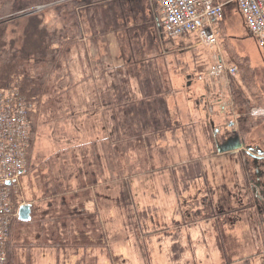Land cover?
<instances>
[{
    "label": "rangeland",
    "instance_id": "374dc122",
    "mask_svg": "<svg viewBox=\"0 0 264 264\" xmlns=\"http://www.w3.org/2000/svg\"><path fill=\"white\" fill-rule=\"evenodd\" d=\"M37 1L40 4L38 7H43L42 14H45V18L52 19L54 15L51 9L56 3L49 2L55 0ZM131 2L134 6L138 5V10L141 12L145 9L150 11L151 7L152 11L155 9L154 15L157 17V22H160L153 0ZM227 5L225 16L218 29L217 48L202 46L195 39L188 41L168 39L160 32L154 35L156 40L153 41L154 47L150 55H142L141 61L137 63L151 64L153 72L150 73L159 76L167 93H171L166 100L173 122L171 121L172 128L168 134L153 139V146L145 147L143 151L146 153L137 150L127 151L118 160H110V158L107 160L111 169L105 170L101 180L106 179L107 184L102 187L114 188L115 180H123L130 186L131 192L128 196L122 195L116 209L113 208L115 204L111 206L106 204V209L100 204L102 208L99 209V213L89 211L98 215L97 220L101 226L104 222L106 238L112 241L117 231V233L121 232L117 234L118 237L126 239L122 250H119V247L115 250L113 246L111 247L116 257L112 262L106 258V264H145L142 248L146 246L147 226L151 223L167 224L173 229L177 225L196 224L201 226L203 235H208L209 230H212L211 239L203 236L198 245L193 243L190 245L191 252L196 256L200 253L199 248L203 253L201 261L191 256L189 259L191 264H224L222 257L224 248H229L227 252L231 255L226 260H230V264H264V205L254 204L250 198L251 192L264 197V157L259 156L257 151L262 150L264 155V103L258 106L260 108L250 109V117L259 121V124L251 127L249 133L242 137L238 133L239 117L242 112L237 110L233 95V85L239 81V69L237 68L238 73L235 77L210 76L218 51L222 52L223 59L231 64L227 49L230 47L238 57L245 55L250 57L252 65L258 71L257 80L262 79V82L264 55L254 38L247 32L244 19L234 3ZM78 9L79 15L83 11L82 36L77 41L70 60L65 64L69 63L71 68L72 62L75 61L72 66L75 68H71V71L65 68L66 70L54 77L60 103L63 102L61 109H58L60 105L58 103L54 117L44 111L39 113L38 129L30 159L13 196L21 205L32 204L44 209L47 206L46 202L51 200L45 190L50 193L53 189L60 168L59 163L72 164L70 163L72 159L83 160L84 153L92 146L94 140H102L101 144L106 149L111 147L108 133L115 124L111 115L112 111L118 109L108 104L111 97L106 100V113L101 120L87 119L84 116L85 111L76 113L65 108L67 104L69 105L66 89L72 87V79L75 80L80 72L82 74L83 71H80L79 67L89 58L83 52H88L92 47L97 46L99 39L104 40L106 46L108 32L114 30L111 22L107 26L92 23L91 20L95 17L92 9ZM127 9L129 10L130 6H127ZM143 23L142 20L135 22L134 27L138 29L127 31L126 35L137 34L139 26ZM82 55L86 57L85 60ZM107 55L108 57L102 58L103 70L100 71L104 74L107 83L112 82L110 80L112 78H120L119 72L124 66L133 70L139 58L137 57V60L130 58L131 62L122 63L111 60L109 54ZM95 56L91 54L90 59L95 61ZM77 58L81 63H78ZM155 69L160 72H156ZM150 73L147 76H150ZM80 90L78 88L79 92ZM105 91L114 97L124 95L122 85L114 88L106 85ZM139 98L140 95H134V99ZM72 102L78 107L77 100ZM255 111L257 114L253 115L252 112ZM90 126L94 128L93 134L89 131ZM103 129L105 132H102ZM235 132L244 143L243 149L218 154L216 144H220V141L228 135L234 136ZM68 158L71 161L66 162ZM245 160L250 169L248 173L245 171ZM73 165L74 163L72 168ZM172 175H175L174 178ZM199 175L201 179L194 181L193 179L199 178ZM184 177L186 181L190 179L187 184L181 181ZM65 185L67 184H62L63 187ZM163 186L167 190L165 193ZM105 190L108 196L110 192L108 189ZM117 190L115 188L114 191L118 199ZM112 199L116 200V198ZM66 201L68 200L65 199ZM215 206L218 208L214 210ZM256 206H260L259 210H256ZM242 207L246 209H240ZM24 228H26L22 230L26 235L24 237L34 241L36 234H32V225ZM173 231L176 232L175 229ZM218 233L224 240L218 237ZM103 247L85 249L88 264H97L96 254H103ZM172 249L174 252L178 250L177 246ZM70 253L72 252L62 250L57 253L54 248L31 246L28 242L24 244L22 242L17 251L15 264H27L28 258L31 264H58L57 257L63 259L69 257ZM159 254H162V248L159 249Z\"/></svg>",
    "mask_w": 264,
    "mask_h": 264
},
{
    "label": "trees",
    "instance_id": "16d2710c",
    "mask_svg": "<svg viewBox=\"0 0 264 264\" xmlns=\"http://www.w3.org/2000/svg\"><path fill=\"white\" fill-rule=\"evenodd\" d=\"M53 2L56 3L51 9L54 17L47 20L45 14H42V9L36 11L40 6L37 0H0V88L18 90L30 105L31 130L27 163L35 143L39 113L44 111L54 117V112L60 103L58 87L53 80L59 72L66 70L65 68L71 69L69 63L65 64L73 55L72 52L82 36L83 29L81 24L83 11L79 15L78 8L92 9L95 15L91 20L92 23H101V26H105L108 24L106 22L108 17L106 18L105 15L112 14L114 5L113 0H55L49 3ZM216 2L227 4L233 2L238 11L234 0H216ZM227 7L228 5L224 7V14ZM238 13L240 12L238 11ZM158 23L161 32V23ZM227 49L230 54V62L237 66L240 73L239 81L233 85V95L237 110L242 112L239 117L238 133L245 137L251 127L259 124V121L250 117L249 111L251 108H260L258 106L264 103V80L262 82V79L257 80L258 71L252 65L249 56L238 57L230 47ZM137 57H139L138 60ZM141 57V54H109L111 60L122 61V63L131 62L130 58L137 60L133 70L124 66L121 71V83L123 84L122 89H124L122 94L124 95H120L119 101L115 105L122 112L123 122L120 123V117L117 114H113V118L111 116V119L116 122V126L113 125L108 133L111 140L109 151L116 155V160L127 151L137 150L146 153L143 150L145 147L153 146V139L161 138L172 128L171 121L173 122V120L165 98L167 91L163 88L159 76L151 74L150 69L146 71V68L140 66L141 63L137 64L138 61H141ZM149 73L151 75L147 76ZM130 78L144 79L139 86L141 95L139 99H134L131 96L133 94L130 95L128 87H126V80ZM74 89V86L66 89L69 95L67 97L69 105L67 104L65 108L77 113L80 110V96L78 99L71 97ZM76 91H78V87L75 89ZM73 100L78 101V107L74 106ZM62 103L58 106L59 110ZM109 103L113 104L110 99ZM136 126L139 128L137 131L134 129ZM89 131L93 134L94 128L90 126ZM233 135L241 138L237 132ZM229 137L231 135L223 138L220 142H224ZM96 142L94 140L92 144L95 145ZM216 143L219 142L216 141ZM85 159L89 169L87 174L89 181L86 184L96 185L97 179L103 177L107 167V171L111 167L107 160L105 167L96 149L92 150ZM246 164L245 160V171L248 173L250 169ZM99 181L101 180L99 179ZM15 191H12L11 199L17 203L13 197ZM64 192L62 189L56 190L55 186L50 190V193L46 190L45 193L51 197V200L46 202L47 206L44 209L31 204V217L28 222H21L19 219L13 221L5 249L6 264L16 263L17 251L22 242L23 244L28 242L31 246L54 248L57 253L60 250L77 252L91 247L106 246V236L97 220L98 215L83 211L80 205L67 204L61 196ZM251 193L252 202L257 204L259 196ZM217 208L218 206H215L214 210ZM244 208L240 209L244 210ZM256 210H259L257 206ZM28 225H32V234H36L34 241L24 237L26 235L22 233V230L26 229L24 227ZM218 237L224 240L220 233H218ZM228 250L229 248L222 249V256L227 264L230 263V260L226 259L231 255L230 252H227ZM27 264H31L30 258H28ZM77 264L83 263L78 261Z\"/></svg>",
    "mask_w": 264,
    "mask_h": 264
},
{
    "label": "crops",
    "instance_id": "0c3cea01",
    "mask_svg": "<svg viewBox=\"0 0 264 264\" xmlns=\"http://www.w3.org/2000/svg\"><path fill=\"white\" fill-rule=\"evenodd\" d=\"M131 1H137V0H131ZM130 0H113V10L114 7L116 8L110 16L105 15L107 18L108 23H113L114 29L112 32H108L107 35V42L106 46L104 43V40L99 39L97 46L92 47L90 51L83 52L86 53V56H89V58L86 59L84 55H82L83 59L86 61L82 63V65L79 67L80 71H83L82 74L80 72L79 75H77L76 79H72V86L77 89V87L80 90L75 92V89L73 90L71 97H74L75 99H78V96H80V110L79 111H85L84 116L87 117V119H93L97 120L99 118L105 117V105L106 100L108 97H111L110 101L113 102L114 107H117L115 104L119 101V96H113L112 94H109L105 91L106 85H111L113 88L115 86H121L123 85L121 83V72H119L120 78H112V82L107 83L106 78L104 74H102L100 71L103 70L102 67V58L107 57V54L110 55H121L123 54H149L151 53L154 45L153 41L154 35L160 33L159 29V21L157 22V17L155 14V9L151 12L147 9L144 10V12H141L138 10V5L134 4ZM124 4V7H123ZM119 5V7H118ZM127 6H130V9H127ZM155 7V5H154ZM128 16V19H127ZM131 18V19H130ZM138 19V20H136ZM142 20L144 23L139 26V30L137 34H129L126 35V32L128 31H134L138 28L134 27L135 22ZM113 21V22H112ZM148 23V24H147ZM107 26V24L105 25ZM227 26V24H226ZM145 28V29H144ZM157 29V30H156ZM141 33V34H140ZM92 55L95 56V61H92L90 59ZM101 54V56H100ZM78 63H81L80 59L77 58ZM76 62H72V66ZM121 63V62H120ZM94 64V65H93ZM139 65V64H138ZM137 65V66H138ZM74 69L75 67H72ZM135 66V65H134ZM142 68H146V71L150 69L152 70L151 64H140ZM154 67V66H153ZM117 68V67H115ZM139 68V67H138ZM156 72L158 69H155ZM91 75V76H90ZM144 79L141 78H130L127 81L126 87H128V90L130 92V95L134 97L135 94L140 95L139 86L142 84L141 81ZM162 82V81H161ZM164 88V84H163ZM171 90V89H170ZM75 92V94H74ZM170 92L167 93V97L170 96ZM141 97V95H140ZM166 98V96H165ZM167 101V100H166ZM169 109V108H168ZM113 114H117L120 117V123L123 122L122 112L120 108H118L116 111H112ZM113 114L111 115L113 118ZM122 117V118H121ZM99 120V121H100ZM116 126V122L114 124ZM113 128V126H112ZM111 128V129H112ZM110 129V130H111ZM136 131L139 129L138 126L134 128ZM99 130V129H98ZM105 132V129L102 130V132ZM98 133L99 134H102ZM169 131L166 132L168 134ZM102 140H97L96 144H92L90 148H88V151L84 153L83 160L82 159H71L68 158L67 161H71L70 163H74V168H72V164L66 163V164H60L59 163V172L57 175V179L54 181V186L57 189H65V192L61 195L63 198L67 199V204H73V205H80L81 209L83 211L89 212H98L99 209L102 208L100 204H102L106 209V204H109L111 206L112 204H115L113 208L116 209V206L118 205L119 200H121L122 195L128 196L130 194V186L126 185L123 180H115L114 182V188H111L110 186H104L107 184L106 179L101 180V178L97 179V184L89 186L87 178L89 179V176L87 175L89 172V169L87 168V162H85V157L89 156L92 150L96 149L97 154L101 158V162L104 163L106 160L110 158L115 159L116 155L110 153L109 148L106 149L104 145L101 144ZM104 142V140H103ZM108 152V153H107ZM93 156V155H92ZM94 157V156H93ZM108 157V158H107ZM69 164V165H68ZM106 164V163H105ZM104 164V165H105ZM109 164V163H108ZM68 165V166H67ZM81 165V167H79ZM110 165V164H109ZM85 167V168H84ZM106 167V165H105ZM108 168V167H107ZM174 174V173H173ZM176 174H178V171H176ZM184 174V172H183ZM23 176V175H22ZM21 176V177H22ZM97 176V175H96ZM104 176V175H103ZM173 178L175 175H172ZM99 179L101 181H99ZM201 179V175H199V178L193 179L194 181H198ZM183 183H188L186 181V178L184 177L181 179ZM72 182V183H71ZM67 184L64 187L62 184ZM71 185V186H69ZM85 185V186H84ZM115 188H117V194L118 199L116 197V194L114 191ZM108 189V196L106 195V190ZM45 190V189H44ZM46 191V190H45ZM167 190L163 186V192L165 193ZM112 198H116L114 201ZM64 199V200H65ZM109 199V200H108ZM114 202V203H113ZM130 206L132 204L130 203ZM96 209L98 211H96ZM102 222L101 214H99ZM192 226H198L196 224L192 225H177V227H174L176 232L174 233L173 227H170V225L167 224H154L151 223L147 226V238L145 240L146 246H142L144 253V261L145 264H191V261L189 260L190 257H194L197 261H201L202 258V250L199 248L200 253L198 256L194 252H191L190 245L193 243V245H198V242H200L203 238L211 239L212 233L209 230V234L206 235L202 233L201 226L198 227H192ZM102 227L105 232V224L102 222ZM122 230V227L119 226ZM116 229H118L116 227ZM188 229V231H187ZM207 227L205 228V230ZM215 231V230H214ZM207 233V232H206ZM117 234H121V232L117 233L115 232V237L111 241L108 237L106 238L107 244L102 249V253L96 254L97 257V264H106V258L109 259L111 262L115 259L114 250L119 247V250H122V245L126 242L125 238H120L117 236ZM211 235V236H210ZM208 236V237H207ZM242 238V235H240ZM114 247V250H111V247ZM174 246H177V252H174L172 249ZM162 248V254H159V249ZM101 249V248H100ZM106 250V251H105ZM99 252V251H98ZM106 255H105V253ZM223 257V256H222ZM58 261V264H77L78 261L82 262L83 264H88L86 257H85V250H79L77 252L70 253L69 257L66 258H56ZM224 264L225 263L224 261ZM230 264V263H229Z\"/></svg>",
    "mask_w": 264,
    "mask_h": 264
},
{
    "label": "built area",
    "instance_id": "2783aa9c",
    "mask_svg": "<svg viewBox=\"0 0 264 264\" xmlns=\"http://www.w3.org/2000/svg\"><path fill=\"white\" fill-rule=\"evenodd\" d=\"M244 19L247 31L264 55V0H234ZM162 34L168 39H195L208 48L219 44L218 29L227 3L216 0H154ZM218 51L210 76L235 77L236 65L227 63ZM30 105L16 89L0 88V264H6V244L20 204L11 193L25 171L30 142ZM264 113V112H263ZM256 115V111L252 112ZM17 186V187H16Z\"/></svg>",
    "mask_w": 264,
    "mask_h": 264
},
{
    "label": "water",
    "instance_id": "95a60500",
    "mask_svg": "<svg viewBox=\"0 0 264 264\" xmlns=\"http://www.w3.org/2000/svg\"><path fill=\"white\" fill-rule=\"evenodd\" d=\"M43 7H37L36 11L41 10ZM244 143L240 140L238 136H232L226 139L224 142L221 144L217 145V153L218 154H224V153H229V152H234L237 150L243 149ZM259 156H263V151L262 150H257ZM250 153V152H248ZM252 155V154H251ZM253 157H256L255 155H252ZM18 219L21 222H28L31 217V208L29 204H23L19 208V213H18Z\"/></svg>",
    "mask_w": 264,
    "mask_h": 264
},
{
    "label": "flooded vegetation",
    "instance_id": "af4514ba",
    "mask_svg": "<svg viewBox=\"0 0 264 264\" xmlns=\"http://www.w3.org/2000/svg\"><path fill=\"white\" fill-rule=\"evenodd\" d=\"M258 198V203L257 204H262V205H264V197H262V196H259V197H257ZM260 206H258V208H259Z\"/></svg>",
    "mask_w": 264,
    "mask_h": 264
}]
</instances>
